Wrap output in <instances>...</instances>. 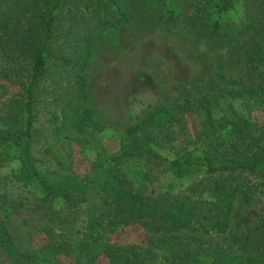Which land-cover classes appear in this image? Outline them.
<instances>
[{
    "label": "trees",
    "instance_id": "1",
    "mask_svg": "<svg viewBox=\"0 0 264 264\" xmlns=\"http://www.w3.org/2000/svg\"><path fill=\"white\" fill-rule=\"evenodd\" d=\"M67 1L17 0L13 12L0 22V48L6 64L1 75L3 80L22 87L27 113L25 129L14 136L12 143L4 146L0 163L9 152L18 151L22 163L18 178L25 185L38 186L43 193V202L60 198L77 207L88 204L90 196L97 192L103 195L104 205L111 210L112 216L105 220L104 215L90 212L89 228L75 246L59 238L26 253L18 247L0 214L1 250L15 264H61L68 258L72 264H99L101 258H106L107 264H264V225L225 245L193 234L199 230L201 220L211 222L210 230L216 234H225L238 196L242 195L245 202L251 201V195L239 182L234 185L236 178L241 172L264 178L262 139L251 138L247 121H231L215 114L227 98L242 100L251 111L264 104V71H259L264 66V15L248 19V26L240 34L244 39L251 29H255V39L244 57L247 69L255 74L252 84L228 81L219 76L226 86L216 93L200 98L187 97L175 111L157 109L127 128L120 139L117 155L109 157L105 151H98L85 174L57 173L52 177L42 173L33 156V131L37 119L35 91L47 75L49 60L56 58L53 44L60 21L69 24L64 43H74L73 53L63 54L60 63L65 70L71 68L74 73L70 87L80 102L78 108L66 106L65 123L76 128L79 134L86 129L106 130L86 106L87 68L93 45L99 39L110 37L114 28L138 22H177L182 14L190 30L216 40H232L221 32L218 22L211 21L207 7L201 6L203 0L191 10L192 14L187 0L152 3L143 0V4L140 0H98L85 7L89 18H79L71 10H67L64 18ZM173 1L180 6V13L174 8ZM216 1L220 10H228L234 2ZM245 3L248 10L256 5L264 8V0H245ZM235 39L240 40L236 36ZM23 72L28 76L26 82L21 80ZM192 115L199 121L200 132L196 138L190 130L189 117ZM178 124L188 130L195 145L206 141L208 149L198 156H194L195 152L185 153L171 161L170 167L175 178L181 181L202 169L208 174L224 175L223 180L215 181L211 187V201L187 202L172 194V186L164 190L148 186L152 178L151 166L165 160L159 149L177 139L173 128ZM229 126L232 129L223 136L221 131ZM135 225L146 232L142 243L123 246L113 242V236L119 231Z\"/></svg>",
    "mask_w": 264,
    "mask_h": 264
},
{
    "label": "rangeland",
    "instance_id": "2",
    "mask_svg": "<svg viewBox=\"0 0 264 264\" xmlns=\"http://www.w3.org/2000/svg\"><path fill=\"white\" fill-rule=\"evenodd\" d=\"M16 1L0 0V22L13 12ZM97 1L68 0L62 17L66 18L67 10H71L79 18H89L85 7ZM140 1L143 4V0ZM144 1L152 3L157 0ZM201 1L187 0L190 14ZM173 2L180 13V6ZM201 6L207 7L211 21L218 22L221 32L232 40H216L190 30L181 14L177 22H138L118 26L110 37L99 39L93 45L87 68L86 106L106 127L104 132L86 129L79 134L76 128L65 123L66 106L78 108L80 102L70 87L74 73L71 68L65 70L60 63L63 54L73 53L74 44L64 43L69 24L60 21L53 44L56 58L49 60L47 75L35 91L37 119L33 131V156L43 174L52 177L57 173L85 174L98 151H105L109 157L117 155L123 132L150 112L160 108L175 111L176 106L187 97L200 98L224 88L226 85L219 76L228 81L252 84L255 74L247 69L244 57L255 39V29H251L244 39L240 38V34L248 26V19L264 15V8H257L256 5L248 10L245 0H234L228 10H220L216 0H203ZM235 36L240 40H236ZM5 68L0 48V152L14 141L18 132L25 129L27 121L23 89L19 84L3 80L1 74ZM259 71H264V66ZM27 78L23 72L22 82H26ZM215 114L217 117L226 116L231 121H247L251 138L262 139L264 144V104L251 111L242 100L227 98ZM198 123L194 115L189 117L194 138L200 132ZM173 129L177 139L159 149L165 160L151 166L152 178L148 186L155 190L172 186V194L187 202L211 201L210 189L215 181L223 180L224 175L208 174L202 169L186 180H177L170 167L171 161L188 152H195L194 156H198L208 148L206 141L195 145L182 124L175 125ZM231 129L232 126H229L221 134L227 136ZM85 146L88 148L85 149ZM21 167L18 151L9 152L0 163V214L23 252L29 253L59 238L75 246L82 233L89 228L90 212L104 215L105 220L111 218V210L104 205L103 195L97 192L90 196L88 204L77 207L60 198L43 202V193L38 186L25 185L18 178ZM236 180L234 185L239 182L251 195V201L245 202L242 195L238 196L229 230L222 235L216 234L210 230L211 222L203 223L201 220L194 235L225 245L264 225V178L255 173L241 172ZM145 238V230L135 225L119 231L112 240L130 246L142 243ZM143 254L152 257L148 252ZM107 263L106 258L99 260V264ZM0 264H15L1 248ZM61 264L72 262L68 258Z\"/></svg>",
    "mask_w": 264,
    "mask_h": 264
}]
</instances>
